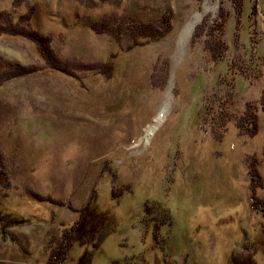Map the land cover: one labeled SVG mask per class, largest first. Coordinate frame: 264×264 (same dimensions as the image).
I'll list each match as a JSON object with an SVG mask.
<instances>
[{
	"label": "rangeland",
	"instance_id": "rangeland-1",
	"mask_svg": "<svg viewBox=\"0 0 264 264\" xmlns=\"http://www.w3.org/2000/svg\"><path fill=\"white\" fill-rule=\"evenodd\" d=\"M244 2L0 0V76L37 70L0 85V264H49L90 200L61 264H264V0Z\"/></svg>",
	"mask_w": 264,
	"mask_h": 264
},
{
	"label": "trees",
	"instance_id": "trees-1",
	"mask_svg": "<svg viewBox=\"0 0 264 264\" xmlns=\"http://www.w3.org/2000/svg\"><path fill=\"white\" fill-rule=\"evenodd\" d=\"M245 0H232V2L234 3L236 9L238 10V12H242L243 10V6H244V2ZM229 13L227 12H220V16L218 19L215 20L214 24L212 25L209 35L210 37L208 39H206L205 42V48L204 50H206L207 52L210 53L211 57H213L215 60L220 59L221 57H223V55L225 54V52H227L226 49L227 48V43L226 40L223 38L224 37V25L227 22ZM207 18H205L201 24H198L197 28H196V34L198 33L199 30H201L202 28L206 27L207 24ZM168 31V29H167ZM155 33V32H153ZM165 32H162V34H164ZM161 35V34H160ZM162 36V35H161ZM156 37H160V36H156ZM36 68H31L29 70H27L26 72L21 71L20 70L14 75L13 73L7 74V75H11L10 77H14L20 73L23 74H27V73H32V72H36ZM6 74V73H5ZM9 76L6 75H2L0 76V85L5 81H7V78H10ZM233 94V93H232ZM257 114L256 113H247L245 112L242 115L241 118V127L242 129L247 125L246 123H249V125H252V130L251 132H256V130L258 129V121H257ZM248 125V128H249ZM250 125V126H251ZM257 157L253 158L252 160H250V168H249V174L251 176V178L253 179V181H258V184H262V179H261V175L259 174V169H258V165H257ZM254 199V204L253 206L256 209H260L264 212V198H258L255 193L253 194ZM91 201H89V203L85 206V208L82 211V215L80 217V219L75 222L74 224H72L70 227H67L64 231L65 237L67 236V239H65V241L62 242L61 247L56 248L55 250L52 249L51 252V260H49V264H61L62 260L64 258L67 257V254L69 253L70 249L73 247L74 243L80 238L79 234L77 232L78 228H81V226L85 225L86 222H88L89 220H93L94 216L91 215ZM91 217L92 219L88 218ZM88 225H85V227ZM84 229V228H83ZM82 229V231H83ZM81 231V230H80ZM80 233V232H79ZM96 234L93 232L91 236H95ZM89 238V237H88ZM80 239H83L80 238ZM101 239V237H100ZM83 241V242H82ZM82 243H86L87 241L84 242V239L82 240ZM58 255H61V259H58Z\"/></svg>",
	"mask_w": 264,
	"mask_h": 264
},
{
	"label": "bare ground",
	"instance_id": "bare-ground-1",
	"mask_svg": "<svg viewBox=\"0 0 264 264\" xmlns=\"http://www.w3.org/2000/svg\"><path fill=\"white\" fill-rule=\"evenodd\" d=\"M163 111H164V108H163ZM163 112H161L160 114H159V116H158V120H161V118L163 117ZM158 122V121H157ZM153 130H154V127H151V128H149V129H147L146 130V136L149 138L150 137V134H152L151 132H153Z\"/></svg>",
	"mask_w": 264,
	"mask_h": 264
}]
</instances>
